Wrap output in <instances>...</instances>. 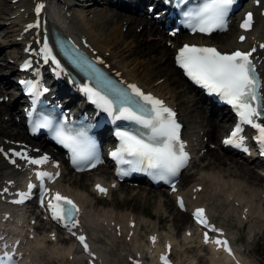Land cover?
<instances>
[{
    "label": "snow or ice",
    "instance_id": "obj_1",
    "mask_svg": "<svg viewBox=\"0 0 264 264\" xmlns=\"http://www.w3.org/2000/svg\"><path fill=\"white\" fill-rule=\"evenodd\" d=\"M256 2L259 3L260 0ZM235 3L236 0H202L195 8L184 13L185 23L193 32L210 35L216 31H224L228 27V16ZM42 8L43 5L38 4L35 9L36 13L39 14ZM28 27H33V25ZM251 27L252 13L249 12L245 15L240 28L247 31ZM239 40L243 42L245 37L241 35ZM260 48H264V44H261ZM255 51L253 47L250 51L237 49L232 52H221L215 47L186 44L179 49L176 58L177 64L191 81L207 90L209 94L218 96L230 105L239 117L235 130L223 141L225 145L243 148L242 125H251L258 133L255 139L261 146H264V122H258L264 121V91H262L264 82L258 75L252 59ZM41 52L45 62L51 60L59 67V62L52 55L47 39L43 43ZM76 60L82 67L87 68L97 81V87L85 86L83 88L89 99L112 115L113 119H122L138 126L133 130H122L116 133L120 143L110 155L119 164L128 165L127 171L118 169L119 175H127L131 171H148L157 180L168 182L169 178L175 177L181 169L188 165L189 155L180 139V125L175 120V113L164 106L163 101L150 94H145L134 84L127 86L130 91L117 88L110 80L98 73L89 62L81 57H76ZM35 127L51 128L54 131V138L57 142L70 150L72 162L78 172L94 168L97 163L101 162L95 144L83 129H73L67 124L57 127L50 120H44ZM244 150L247 149L244 148ZM2 151L3 149H0V152ZM12 155L25 160L27 165H44L49 160L47 155L31 158L27 153L19 151L13 152ZM11 162L14 163V161ZM59 175V172L55 175L47 171L35 172V178L39 181L41 206H45V200H47L48 218L75 237L83 250L91 256L86 237L75 231L80 223L78 220L80 209L69 197L59 192L51 194L49 198L50 190L45 186V180L52 182ZM35 187V184L29 182L27 191L18 192L19 198L13 200L12 203H24L30 198ZM95 187L100 194L106 195L108 192V189L99 184ZM175 190L173 186V191ZM3 191L7 192L8 189L5 188ZM177 200L183 208V201L179 198ZM192 216L198 225L206 229L203 236L205 244H215L218 250L222 248L230 256L233 255L229 242L219 238L222 235L221 230L209 223L204 208L195 209ZM210 233L219 235L211 238ZM52 239H56L54 233ZM150 239L153 243L156 242L155 236ZM167 247L171 249V245ZM160 260L161 264H169V259L165 255H161ZM0 264H13L12 257L5 253L0 258ZM133 264L137 262L133 261Z\"/></svg>",
    "mask_w": 264,
    "mask_h": 264
},
{
    "label": "bare ground",
    "instance_id": "obj_2",
    "mask_svg": "<svg viewBox=\"0 0 264 264\" xmlns=\"http://www.w3.org/2000/svg\"><path fill=\"white\" fill-rule=\"evenodd\" d=\"M102 2V7L94 6L98 4V0H89L88 5L91 7H81L78 5H71L68 10H73V18H80L85 22L84 27H79L74 21L70 22V27L77 30L79 33L84 34L88 37L89 41L93 47L97 50L98 54L101 55L111 68H115L120 71V75L125 77L130 81H137L147 90H151L161 97H164L170 104L176 105L178 109V115L184 122L187 131L184 130L187 136L190 133H199L204 131L203 135H207L209 140L217 139L218 135L224 131L226 128V123L230 119V115L221 110L214 114H208L207 108L201 103V97L192 95V93L186 90L187 87L182 81L181 74L179 70L173 66V62H168V55L171 51L169 46L163 44L165 40L175 41L177 44L185 41L186 38L182 35L175 36L174 39L168 38L165 35L163 29H159L157 25L148 21L145 16H137L127 12L130 3L139 4L141 0H99ZM28 0H21L18 3V7L25 6ZM7 5L6 2L3 6ZM261 7H264V0H262ZM91 13V19L87 18V13ZM16 22L20 21V16L16 17ZM262 21V22H261ZM256 23L258 24L254 30V35L256 39H264V16L257 15ZM62 22L60 21V26ZM110 24V25H109ZM136 24V25H134ZM138 24H142V28L137 32L136 27ZM147 24H151L150 29H145ZM108 26V27H107ZM126 26L125 30L122 31V27ZM16 28L10 30V33L15 31ZM234 34L231 31L221 34L218 36H210L206 39L208 44H217L221 49H229L231 47V42L234 40ZM165 36V37H164ZM197 36V35H196ZM164 38V39H163ZM213 39V40H212ZM222 39L225 41L223 42ZM192 40V39H191ZM227 40V42H226ZM226 42V43H225ZM16 46L13 40L0 41V50L2 47L10 49L9 47ZM173 55V51H172ZM260 56L263 58L261 62V69L264 74V50L260 52ZM9 67L8 63H4L2 68ZM166 69L167 71H165ZM9 73V72H7ZM164 79L159 81L160 77ZM1 78L5 79L6 84L9 85L10 80L6 75ZM2 83H5L2 81ZM5 87H1L2 96L7 95L4 93ZM15 103H4L3 107H0V141L3 136H15L14 140L23 139V131L19 130L21 128L20 124L14 120L12 116L16 111L14 108ZM3 115H8V118L4 120L1 118ZM11 125H14L17 130L15 132L9 133L8 129ZM15 128V129H16ZM202 135V136H203ZM12 139L11 137H8ZM211 142V141H210ZM208 143L205 144V146ZM38 146V143L35 144ZM210 155H213L212 161L202 164L203 159L196 163L195 166H199V177L192 180L193 183H205V187L210 188L213 195L224 192L225 199L224 202L218 203L213 206L214 211L218 212L216 219H222V213L234 211V208H230L234 201H238L243 207L248 208L247 218L244 222L248 223V234L249 240L252 234L254 238L257 235L256 230L262 227L261 221L264 219V209L262 206L255 205L254 194L260 196L264 192V178L260 176L252 167L248 166V161L240 160L238 157H226L220 148L215 150H210ZM209 152V151H208ZM203 158H206L204 156ZM214 167H218L215 170ZM7 166L0 163V170H5ZM211 168L210 171L207 169ZM107 167H100L97 170L91 172L74 174L73 178L69 175V172L63 170L61 178L57 182V185L64 190L73 193L79 198V196L85 195L82 189H86V182L83 177L89 175V177L97 178L102 176L103 173H108ZM193 172L186 173L183 178V184H188L190 181V176ZM246 184L255 185L254 190H246L244 186ZM258 186V187H257ZM81 190H79V189ZM132 188L131 191H133ZM126 193L129 191L127 187H121ZM139 192L149 197V201L153 198V202L157 201V205L165 206V208H172L173 204L170 202V197L161 192L160 190L146 189L145 187H140ZM113 192V191H112ZM90 194V190L87 194ZM253 194V196H249ZM249 196V197H248ZM164 197L163 201L162 198ZM95 198V197H94ZM259 200L261 198L259 197ZM86 201V198L83 199ZM96 201L98 199L96 198ZM228 207H227V206ZM252 205H255L254 207ZM220 207H226V210L220 211L216 209ZM85 212V209H84ZM103 216L107 218L110 214L104 211ZM177 216L172 219L185 223L188 221V216L184 213L177 211ZM85 217L87 214L85 212ZM25 214L19 212L17 219L25 224ZM32 218V217H30ZM122 218L126 220V216L123 214ZM85 228L90 230L92 233L95 229L92 228L87 219H85ZM239 223L243 220L239 219ZM105 229L108 227L105 226ZM93 234H90V236ZM35 241H28V246L34 251H43L48 249L51 254H60V250L55 246L56 243L48 242V237L42 234H37ZM63 238V237H62ZM58 239L57 241H59ZM71 249V246L68 247ZM206 252V250L200 249ZM61 251H65L62 249ZM207 255V252H206ZM208 261L211 264H229L224 260V258L218 253L208 254Z\"/></svg>",
    "mask_w": 264,
    "mask_h": 264
},
{
    "label": "rangeland",
    "instance_id": "obj_3",
    "mask_svg": "<svg viewBox=\"0 0 264 264\" xmlns=\"http://www.w3.org/2000/svg\"><path fill=\"white\" fill-rule=\"evenodd\" d=\"M98 7H101V5ZM89 18L92 17L91 14L88 15ZM110 25V24H109ZM108 27V26H107ZM0 57L4 58V53L1 51L0 52ZM169 61L170 57H169ZM225 156L230 157V154H226ZM209 159V158H208ZM207 161V160H206ZM208 162V161H207ZM120 194L121 192H117L114 194V196L112 197L111 201H106L103 206L104 209H108V206L111 205H115V212L117 213L119 209L123 210L125 207L130 208V207H134L135 210H137L138 213L141 212V208L142 205L144 207V210L149 213V214H154L156 211V208L153 206V202L152 201H148L147 199H145L144 197L141 196H136L135 198L132 199H126L123 202H121L119 200L120 198ZM223 197V196H222ZM173 214H175V211L172 210ZM225 224H227V226L231 229V230H235L234 229V221L232 219V217H228L225 221ZM244 248H246L245 244H244ZM250 251L247 253L249 258H253L255 260V262H257V264H264V236L263 238H258L257 241H255L254 243H252L249 246ZM58 258H60L59 256L57 257H52L48 252H46L44 254L43 260H41L40 264H44L46 261L52 262L53 264H57V260Z\"/></svg>",
    "mask_w": 264,
    "mask_h": 264
}]
</instances>
